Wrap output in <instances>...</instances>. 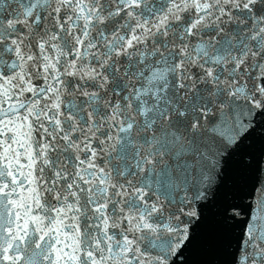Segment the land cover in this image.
I'll use <instances>...</instances> for the list:
<instances>
[{"label":"snow or ice","instance_id":"1","mask_svg":"<svg viewBox=\"0 0 264 264\" xmlns=\"http://www.w3.org/2000/svg\"><path fill=\"white\" fill-rule=\"evenodd\" d=\"M0 264H264V0H0Z\"/></svg>","mask_w":264,"mask_h":264}]
</instances>
